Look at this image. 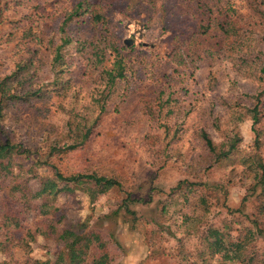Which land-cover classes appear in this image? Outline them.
Wrapping results in <instances>:
<instances>
[{"label":"rangeland","instance_id":"rangeland-1","mask_svg":"<svg viewBox=\"0 0 264 264\" xmlns=\"http://www.w3.org/2000/svg\"><path fill=\"white\" fill-rule=\"evenodd\" d=\"M79 1L83 0H4L0 77L12 72L16 63L26 57L17 46L29 41L24 37L29 30L55 37L63 15ZM88 1L106 19L107 28L117 39V48L127 65L126 78L119 84L120 96L100 117V128L90 142L83 148L63 152L52 163L64 175H112L122 182V188L91 203L80 187L72 189L64 185L56 198L38 200L35 205L47 203L58 209L57 217L54 214L52 217L56 221L62 215L59 231L64 225L87 220L90 226L111 235L116 245L111 246L114 261L108 264H178L177 258L168 254L176 240L186 244L189 251H204L205 258L214 262L216 257L208 255L207 250V245L213 250L219 245L213 230L234 240L239 252L254 248L263 251L264 240L256 236L251 239L248 234L255 229L264 230L263 187L254 191L248 184L242 185L241 166L224 169L222 164L210 162L206 158L205 144L199 138V132L206 129L218 145L226 137L237 134L239 149L248 155L255 153L251 122L245 119L235 125L234 111L228 115L225 111L230 103L237 104V109L248 105L243 95H252L263 85L239 79L232 73L230 65L222 59L221 51L227 40L218 26L232 14L252 19L255 48L264 53V25L258 15L250 12V0H222V6L215 5L213 0ZM68 32L74 39H91L100 35V26L84 16L72 23ZM72 52L69 46L68 56ZM177 53L184 60L178 68L174 64ZM49 59L42 49L36 83H47L51 79ZM68 59L73 61L71 77L75 94L65 100L52 98L50 103L61 102L66 110L85 114L91 121L96 115L94 107L90 106L95 76L85 78L83 62L73 55ZM209 75L216 79L211 87L207 85ZM169 95L180 105L183 114L168 121L171 132L167 137L161 128L165 120H159L156 105ZM32 107L9 106L0 120V141L7 138L29 151L27 155L13 158L14 172L22 174L21 182L27 183L30 190L37 191L36 177L50 175L45 161L48 158L43 156L47 146L41 138L46 132L54 137L53 129L49 131L51 126L55 134H59L66 115L52 110L43 120L36 117ZM236 111L242 113L239 109ZM209 112L220 118L218 128L210 125ZM259 128L264 130V119ZM262 141L261 152L264 153V138ZM183 180L201 183L194 193L187 194V203L182 188L172 191ZM7 182L8 179L0 175V235L4 212L20 213L18 205L5 198ZM201 194L210 199L209 212L200 220L182 226L180 214L187 213L189 204L197 202ZM127 195L144 201L131 205L133 215L128 214L122 204ZM162 205L167 214L162 213ZM18 217L25 221L26 227L32 225V228L38 220L34 213L26 220L22 215ZM34 231L31 253L25 255L17 251L18 261L53 262L58 252H68L72 258L77 256L81 239L64 248L54 237H47L42 227Z\"/></svg>","mask_w":264,"mask_h":264},{"label":"trees","instance_id":"trees-1","mask_svg":"<svg viewBox=\"0 0 264 264\" xmlns=\"http://www.w3.org/2000/svg\"><path fill=\"white\" fill-rule=\"evenodd\" d=\"M213 2L215 5L222 6L220 4L222 0H213ZM249 4L250 12L258 15L263 22L261 25H264V0H250ZM4 5V0H0V24L5 18ZM226 10L229 11L230 8ZM84 16H88L95 26H100L98 37H92L91 39L85 37L74 39L71 37L68 27L72 23L80 21ZM251 20H246L244 16L235 17L232 14L218 26L227 40L221 51L222 59L230 65L232 73L239 79L250 80L263 85L258 92L252 95H243L242 98L248 100V105L238 108L242 113L236 111L238 109L235 103L228 104L225 111L226 115L234 111L233 115L237 120L235 125L245 119L251 122L250 130L254 137L252 143L255 153L248 155L239 149L240 138L237 134L226 137L224 142L218 145L214 144L206 129L199 132V138L205 144L206 158L210 162L222 164L224 169L241 166L243 168L240 177L242 185L248 184L250 189L255 191L259 186L264 189V153L261 152L264 130L259 128L264 119V53L257 51L255 48V30H253ZM247 25L249 27L246 28ZM44 35V33L29 30L24 35L25 38H29V41L25 45L22 43L17 46L19 50L24 51L26 57L16 63L12 72L0 77V120L3 119L9 106L14 107L17 104L34 106L32 108L36 117L43 120L52 110L64 113L66 120L60 128L59 134L56 135L54 126H51L49 131L53 129L54 137L52 138L46 132L41 138L47 146V152L43 156L48 158L45 161L50 169V175L36 177L39 183L37 191L30 190L27 183L21 182L22 174L14 172L13 158L18 155H27L29 151L22 149L20 144L7 138L0 141V175L8 179L5 198L9 199L11 203L15 202L20 212L13 215L12 213L9 214V211H5L2 216L0 264H108L114 261L111 246L116 245L111 235H105L102 229L90 226L87 220L76 225H64L59 231V223L63 220V217L59 215L56 221L52 217V214L57 217L56 212L58 209L47 203L37 206L35 201L56 198L63 190L61 186L64 185L71 188L80 187L91 203H94L100 196L122 188V182L112 175H64L52 163V160L63 152L85 147L91 138L96 135L95 132L100 128V117L120 96L118 87L120 82L126 78L127 65L125 58L117 48V39L107 28L106 19L94 9V5L88 0L77 2L70 11L63 15L55 37ZM56 36L58 37L56 38ZM69 46L73 49L70 56H68ZM42 49L48 53L50 58L48 65L51 79L47 83H36L34 80L37 77V71L41 67ZM72 55L83 62L85 78L95 76V87L90 95V106L94 107L96 115L91 121L87 120L85 114H77L73 109L66 110L61 102L55 105L50 103L52 98L65 100L75 94L72 92L71 77L73 61H68V58ZM183 62V58L180 59L179 53H177L174 56V64L178 68L183 65ZM215 83L216 79L209 75L207 85L211 87ZM35 102H37L36 105ZM156 106L159 120H165L161 128L164 135L168 137L171 132L168 121L171 122L175 117L182 115V108L174 102L172 95H169L165 100H160ZM208 117L210 125L218 128L220 118L212 112H209ZM199 184L201 183L183 180L178 182L176 188L172 191L182 188L184 190V202L187 203V194L194 193ZM202 185L205 186L206 184L203 183ZM140 202H144L142 198H132L130 195L122 200L125 210L130 215L135 214L134 211L130 210L131 205ZM5 207L4 203V210ZM164 208L162 205L161 211L163 214H167ZM210 208L209 197L206 194L199 195L197 202L189 204V211L180 214V224L185 226L189 221L200 220L209 212ZM263 212L262 210L261 213ZM30 213H34V217L38 218L34 228H32V225L26 227L25 221L18 217L22 215L26 220ZM36 227H42L47 237H54L64 248L81 239L77 256L72 258L68 252H58L54 255L53 262L50 260L18 261L15 258L17 251L25 255L31 253V243L35 242L36 232L34 229ZM255 230V232L249 231L248 233L251 239L256 236L264 240V230ZM19 231H21L20 234ZM211 232H214L219 238V245L216 250H213L211 245H207L208 255L216 257L214 262L205 258L204 251L199 249L189 251L186 244L180 240L172 243L173 248L169 250L168 254L177 258L178 264H264V250L260 251L254 248L239 252L236 249V242L225 233L219 230ZM148 245L152 252V242L149 241ZM162 252H164V248Z\"/></svg>","mask_w":264,"mask_h":264}]
</instances>
